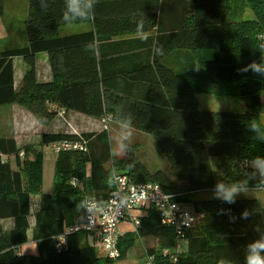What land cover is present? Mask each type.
Segmentation results:
<instances>
[{
    "label": "trees",
    "instance_id": "trees-1",
    "mask_svg": "<svg viewBox=\"0 0 264 264\" xmlns=\"http://www.w3.org/2000/svg\"><path fill=\"white\" fill-rule=\"evenodd\" d=\"M246 8L253 14L250 19H242ZM63 10L64 0H49L47 9L39 0H27L24 44L0 51V106L18 104L44 126L63 110L115 122L123 107L133 115L134 129L154 139L176 181L162 171L150 172L133 145L122 159L113 157L106 129L58 131L42 134L41 145L84 140L86 147L56 154L53 186L44 193L42 149L17 147L13 138H0V264H116L140 237L155 239L147 254L154 256V264H218L222 258L244 264L246 245L258 238L257 229L264 231V204L258 198H237L232 205L216 199L189 201L186 195L213 189L218 180H240L248 162L264 156V142L245 127L255 119L264 129V77L238 72L264 56V0H98L91 18L72 23L91 20L92 30L66 36L59 34L67 26ZM143 14L150 34L146 42L111 40L136 34ZM94 38L95 55L85 51ZM157 43L163 55L156 54ZM41 52L48 54L52 71L48 82L36 76V55ZM13 57H21L26 66L16 88ZM204 93L248 98L250 109L200 110L196 96ZM3 155L13 156L15 167ZM110 173L125 174L134 183H158L166 192H183L177 200L191 202L192 210L203 215L185 232V251H176L175 230L161 222L154 208L141 211L135 230L118 238L116 259L98 254L100 238L94 233L68 232L85 221L82 201L108 199L115 187L114 181L106 182ZM179 182L187 188L178 190ZM255 188L264 185L252 181L250 189ZM36 195L32 211L31 197ZM220 209H230L235 222L218 214ZM245 209L252 213L247 219L241 218ZM7 219L13 220L10 229L2 225ZM60 235H65V245L58 250ZM26 244L35 252L21 253Z\"/></svg>",
    "mask_w": 264,
    "mask_h": 264
},
{
    "label": "rangeland",
    "instance_id": "rangeland-1",
    "mask_svg": "<svg viewBox=\"0 0 264 264\" xmlns=\"http://www.w3.org/2000/svg\"><path fill=\"white\" fill-rule=\"evenodd\" d=\"M22 0H12L10 9H7L4 14L1 15V19L8 22V26L11 27L13 23V27L16 31V33L19 31V29L22 28V18H23V12H24V2L22 3ZM10 3V2H9ZM15 7H14V5ZM2 6V5H1ZM4 15V16H3ZM253 17L252 12L249 8H246L245 13L242 17V19H250ZM82 26H85V24H72L63 26L60 28L59 32L67 33L66 31H79ZM65 31V32H64ZM14 42L17 45H23L24 40L22 37H20L17 40H6ZM264 57V56H262ZM199 104V109L203 111H214V112H244L246 110L250 109V101L248 98H241V97H230L227 95H219L215 93H204V94H198L196 96ZM95 119V118H94ZM260 119L262 122H264V91L261 92V109H260ZM61 121L64 123V126L68 127V125L65 123V120ZM62 123V124H63ZM77 132L82 131H95L98 132L100 130L106 129L109 133V142H110V148L112 156L117 159H122L125 154H122L118 151V148L116 146V140H115V134L117 125L115 122L108 121L106 123L102 122L101 119L99 121H91L88 124H77L75 121V124L72 125ZM63 126L56 120L52 124L53 130H62ZM71 127V126H70ZM67 132H72V129H70ZM72 127V128H73ZM77 128V129H76ZM33 136L31 139L25 141V145L23 146H32L34 148L42 149L43 153V185H42V192L48 193L51 191L53 186V177H54V161L56 158V153H54L51 149H49L48 145H41L40 137ZM131 145L135 146V155L136 157L142 162V164L150 171V172H156V171H162L164 172L171 180L176 181L170 171L169 163L164 156V154L161 152L159 147L157 146L154 139L147 133H143L140 131H137L134 129L133 131V138ZM22 158V157H21ZM13 159V158H12ZM14 160V159H13ZM12 163V161H11ZM212 163L215 165V167L218 166V161L216 158H212ZM178 190H185L187 187L184 182L176 183ZM212 190L213 189H207V190H200L195 191L193 193H189V195H186L188 197V200H203V199H212ZM257 196L262 201H264V190L257 188L256 190H251L247 193V196H240L238 198L242 197H252L255 198ZM32 205V211L37 206V201L33 199L31 201ZM184 207H186L189 210H192V204L191 202L183 203ZM3 227L5 229H8L9 224L2 223ZM33 225V216L30 217V226ZM118 230L120 233H125L128 231H134L135 226L128 221H123L118 226ZM31 243V240H29ZM99 245V246H98ZM97 245V252L101 257H106V253L103 250L102 247H100V244ZM152 246H155V239L152 237H140L135 240V243L133 247L127 252L126 257L117 262L116 264H146L147 262V254L148 249ZM186 249V242L182 239L178 240V247L177 252H183ZM35 252V247L31 244H26L21 247V253H27L32 254Z\"/></svg>",
    "mask_w": 264,
    "mask_h": 264
},
{
    "label": "built area",
    "instance_id": "built-area-1",
    "mask_svg": "<svg viewBox=\"0 0 264 264\" xmlns=\"http://www.w3.org/2000/svg\"><path fill=\"white\" fill-rule=\"evenodd\" d=\"M108 120L105 117L102 122L106 123ZM48 147L56 154L73 150L84 151L86 142L84 140H60L50 143ZM19 156H23V151L19 152ZM114 186V190L105 202H98L95 199L88 200L87 207L84 209V223L68 230V232L85 230L99 236L100 247L103 248L108 258L116 259L119 256L117 242L123 234L118 230L121 222H131L136 228L140 223L141 211L147 208H154L159 212L161 222L175 230L178 240H183L185 232L203 217L202 214L187 209L182 202L177 200L183 192H166L158 183H134L125 174H116ZM63 245H65V235H60L56 248L60 250ZM177 247L178 242L176 249ZM163 252L166 254L168 251ZM147 257L146 264H154V256L147 255Z\"/></svg>",
    "mask_w": 264,
    "mask_h": 264
},
{
    "label": "clouds",
    "instance_id": "clouds-1",
    "mask_svg": "<svg viewBox=\"0 0 264 264\" xmlns=\"http://www.w3.org/2000/svg\"><path fill=\"white\" fill-rule=\"evenodd\" d=\"M98 0H64V10L61 16L62 21L70 25L73 22L82 19L91 18L94 15L95 7ZM40 7L47 9L49 0H39ZM146 18L144 14L136 22V36L141 41H147L149 38L148 32L145 30ZM97 42L95 38L93 41L85 45V51H89L94 55L97 53ZM155 52L157 55H163L164 49L158 43L155 45ZM240 73L251 72L255 75L264 77V57H261V62L252 61L244 67L238 69ZM102 120V119H101ZM117 125L115 140L118 151L122 154H127L131 150V142L134 131V117L131 112H127L123 107L118 111L115 117ZM245 127L254 134L255 138L264 142V129L255 120L248 121ZM134 167V165H130ZM249 169L244 178L225 183L218 180L212 190V199L221 201L229 205L235 204L238 197L244 195L251 190L250 183L258 181L259 184L264 185V156H255L247 164ZM114 181V174L110 173L106 179L107 183ZM80 207H87V201H82ZM218 214H227L230 222H235L236 217L231 215L230 209H220ZM252 213L245 209L241 213V218L247 219ZM259 232L258 238L248 243L245 247L244 264H264V231L257 229ZM63 243V242H62ZM218 264H231L230 260L220 259Z\"/></svg>",
    "mask_w": 264,
    "mask_h": 264
},
{
    "label": "crops",
    "instance_id": "crops-1",
    "mask_svg": "<svg viewBox=\"0 0 264 264\" xmlns=\"http://www.w3.org/2000/svg\"><path fill=\"white\" fill-rule=\"evenodd\" d=\"M22 1L24 2V12L22 14L25 16L27 10V0H22ZM11 2L12 0H0V4L2 5L0 9V51L9 49L14 46H18L14 42L6 41V40H17L20 37H22V39L24 40L23 26L16 33L13 27V23L12 26L9 27L7 25L8 22L6 23L1 19V15L4 14L7 9H10ZM24 16L22 18V21L24 19ZM83 24H85V26H82V28L79 31H66L67 33L59 32V34L62 36H66V35H72V34H77L92 30L93 25L91 20L86 21ZM111 40H140V39L137 38L136 34H128L119 37H114ZM131 43H135V42H131ZM12 65H13L14 87L16 88L22 79L26 66L21 57H13ZM36 76H37V80L40 82H48L52 80V71L48 61V54L46 52H41L36 55ZM59 112L60 113H58L56 119L50 125L44 126L37 123L33 118L32 114L27 110H25L20 105L15 103L2 105L0 106V138H13L15 140L17 147H19L25 145V141L31 139L35 135L41 138L42 134L48 132L50 133L58 132V131L67 132L70 126L72 132H77L75 128L72 126L75 124V121L79 125L88 124L92 120L99 121V119H94L90 116L75 111L63 110ZM61 119L65 120V123L68 125V127H66V125L64 126V123L61 121ZM56 120L63 126L62 128L64 129L62 130L52 129V124L56 122ZM3 157L8 158L10 162L12 161L11 164L13 167H15L14 160L12 159L13 156L3 155ZM256 189L257 188L251 190H256ZM242 198H252V197H242ZM255 198L258 197L255 196ZM31 199L32 200L35 199L38 202L39 195L32 196ZM258 199L261 201L262 204H264V201H262L260 198ZM3 222L9 224L8 229H10L13 226V220L11 219L4 220Z\"/></svg>",
    "mask_w": 264,
    "mask_h": 264
}]
</instances>
